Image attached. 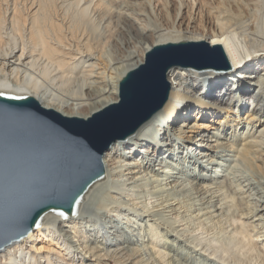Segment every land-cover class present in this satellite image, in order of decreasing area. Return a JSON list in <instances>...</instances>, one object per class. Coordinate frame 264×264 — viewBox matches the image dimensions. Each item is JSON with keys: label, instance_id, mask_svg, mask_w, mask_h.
<instances>
[{"label": "bare ground", "instance_id": "6f19581e", "mask_svg": "<svg viewBox=\"0 0 264 264\" xmlns=\"http://www.w3.org/2000/svg\"><path fill=\"white\" fill-rule=\"evenodd\" d=\"M183 42L226 62L170 65L161 106L0 264H214L191 243L216 264H264V0H0V104L87 118L127 95L148 52Z\"/></svg>", "mask_w": 264, "mask_h": 264}, {"label": "water", "instance_id": "95a60500", "mask_svg": "<svg viewBox=\"0 0 264 264\" xmlns=\"http://www.w3.org/2000/svg\"><path fill=\"white\" fill-rule=\"evenodd\" d=\"M224 63L220 47L205 42L154 49L124 82L127 95L87 118L66 116L37 103L0 104V247L46 207L72 204L103 167L102 155L109 145L161 106L170 65Z\"/></svg>", "mask_w": 264, "mask_h": 264}, {"label": "rangeland", "instance_id": "374dc122", "mask_svg": "<svg viewBox=\"0 0 264 264\" xmlns=\"http://www.w3.org/2000/svg\"><path fill=\"white\" fill-rule=\"evenodd\" d=\"M226 62V61H225ZM231 63V62H230ZM166 174H169L168 172H166ZM147 196H149V195H147ZM125 198H128V196L127 197H125ZM144 198V197H143ZM142 198V199H143ZM155 199V197H152L151 195H150V198H149V200H148V205L149 206H151L152 205V203H153V200ZM152 201V202H151ZM137 206H140V205H137ZM137 211H138V209H137ZM126 228V231H127V233H131V231H130V228L127 226V227H125ZM177 229L179 230V233H184V234H186L184 231L187 229V225L186 224H184V225H179L178 227H177ZM202 231H200V230H198V231H193V234H192V236L193 237H196V238H198V239H201L202 240V243L204 244V243H206V242H210L211 240V238H215V236L214 235H212V234H210V235H206L205 233H201ZM135 236H137V238H139L140 240H143L142 238H143V236L141 235V233L140 234H137V235H135ZM177 236H178V234H177ZM190 237H186V236H182V239H183V241H186V239L187 238H192V236L191 235H189ZM181 238V237H180ZM255 239V238H254ZM208 240H210V241H208ZM188 242H189V240H187ZM143 243H145V241L143 240L142 241ZM257 243L259 244L260 243V241L258 240L257 241ZM190 244V243H189ZM192 245L191 246H193L192 248H195L196 250H195V252H196V256H198V258H199V260H203V261H211L212 263H214V264H216V263H219L218 261V258H216V257H213V256H211L210 254H209V252H210V249H209V247L208 246H204L203 248H202V245H198V246H195V244L194 243H191ZM260 245V244H259ZM205 249V250H204ZM150 257H151V255H150ZM150 260H152L151 258H150ZM164 264H168L167 263V261H165V262H163Z\"/></svg>", "mask_w": 264, "mask_h": 264}, {"label": "snow or ice", "instance_id": "6c2138e0", "mask_svg": "<svg viewBox=\"0 0 264 264\" xmlns=\"http://www.w3.org/2000/svg\"><path fill=\"white\" fill-rule=\"evenodd\" d=\"M0 95H3V93H0Z\"/></svg>", "mask_w": 264, "mask_h": 264}]
</instances>
